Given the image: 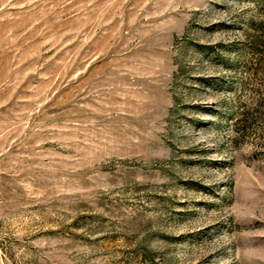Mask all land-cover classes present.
<instances>
[{
	"label": "rangeland",
	"instance_id": "374dc122",
	"mask_svg": "<svg viewBox=\"0 0 264 264\" xmlns=\"http://www.w3.org/2000/svg\"><path fill=\"white\" fill-rule=\"evenodd\" d=\"M0 264H264V0H0Z\"/></svg>",
	"mask_w": 264,
	"mask_h": 264
}]
</instances>
